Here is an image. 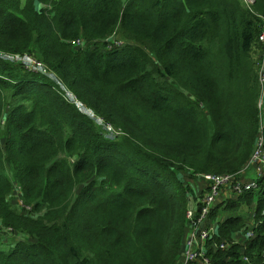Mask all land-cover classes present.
<instances>
[{
	"label": "trees",
	"instance_id": "obj_1",
	"mask_svg": "<svg viewBox=\"0 0 264 264\" xmlns=\"http://www.w3.org/2000/svg\"><path fill=\"white\" fill-rule=\"evenodd\" d=\"M263 27L264 0H0V52L49 68L0 55V230L29 237L0 241V264H178L180 170L232 173L253 152ZM256 201L260 216L264 191L215 207L220 242ZM244 254L264 264V223L245 250L209 243L211 264Z\"/></svg>",
	"mask_w": 264,
	"mask_h": 264
},
{
	"label": "built area",
	"instance_id": "obj_2",
	"mask_svg": "<svg viewBox=\"0 0 264 264\" xmlns=\"http://www.w3.org/2000/svg\"><path fill=\"white\" fill-rule=\"evenodd\" d=\"M247 6L252 7L255 0H246ZM245 1V2H246ZM260 39L264 44V27L260 33ZM112 45L119 46V42L111 38ZM84 40H77L76 45L81 46ZM4 58L11 61H18L31 70L49 74V68L45 63L38 60L34 55H10L0 52ZM13 58V60L11 59ZM51 76L55 77L51 74ZM65 98L75 103H79L76 96L66 91ZM259 133L255 142L253 152L243 168L232 173H204L195 172L197 181L201 183V191L189 194V205L186 211L187 233L185 237L184 249L181 253L178 264H211L209 255V243L216 249H228L232 246H241L244 250L248 248L251 241L257 235V228L264 223V209L260 216L257 214L254 205L253 212L247 214L246 225L242 226L230 240L217 239L219 224L224 220V214H218L211 218L215 207L229 200H238L243 195L253 192L264 191V55L259 70ZM108 130L115 131L111 125L106 126ZM255 177H249L253 175ZM254 176V175H253ZM22 205V201L20 200ZM244 264H253L250 256L242 255Z\"/></svg>",
	"mask_w": 264,
	"mask_h": 264
},
{
	"label": "rangeland",
	"instance_id": "obj_3",
	"mask_svg": "<svg viewBox=\"0 0 264 264\" xmlns=\"http://www.w3.org/2000/svg\"><path fill=\"white\" fill-rule=\"evenodd\" d=\"M245 1L246 0H242L243 5L246 8L252 10V7H248L247 6L248 3H247V1L246 2ZM261 31H263V28H262ZM261 31L259 32V35H260ZM113 39H115V40H117L119 42V46L124 45L127 42V39L125 37V34L121 30H119L118 33L116 35H114ZM258 39H259L260 43H257L256 42V44L254 45L253 51L251 53V56L257 62L258 68L260 70V67H261V64H262V60H263V55H264V44L262 43V41L260 39V36H258ZM11 59L13 60V58H11ZM53 78L56 79V77H53ZM259 98H258V102H259ZM258 112H259V115H260V112L261 111H260V108L259 107H258ZM102 128H103V126H102ZM8 173H10V171H8ZM194 173H195V171L192 170V169H190V168H186L185 170L182 169L179 172L181 181L186 186H188L189 188L192 189V193L193 194H195L196 190L197 191H201V186H200L201 183L199 181H197L196 176L194 177ZM252 174L254 176L253 175H249V177H255L256 174L254 172H252ZM10 200H11V203L13 205H15L16 207H18V204L21 205L20 204V200H22L21 199V189H20L19 186H17V185L15 186L14 192L10 196ZM257 203H258V201H256V205H257ZM253 208H255L254 205L251 204L250 206H246L245 203L243 202L242 204H240V209L241 210H238V212H240L241 214L247 215L250 212L251 213L253 212V210H254ZM28 239H29L28 235L27 236L26 235H23V234H16V235H14V234H9V233H6V232L0 230V241H1V244H3L2 247L3 248H6V249H10L11 248V245H7V244H14L18 240H28Z\"/></svg>",
	"mask_w": 264,
	"mask_h": 264
}]
</instances>
